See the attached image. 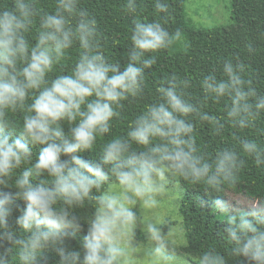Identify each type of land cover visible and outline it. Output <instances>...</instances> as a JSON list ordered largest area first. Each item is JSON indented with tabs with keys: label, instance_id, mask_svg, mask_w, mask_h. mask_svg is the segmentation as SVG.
Segmentation results:
<instances>
[{
	"label": "clouds",
	"instance_id": "9594fccd",
	"mask_svg": "<svg viewBox=\"0 0 264 264\" xmlns=\"http://www.w3.org/2000/svg\"><path fill=\"white\" fill-rule=\"evenodd\" d=\"M152 5L163 14L152 21L141 18L138 0L121 5L134 23L123 70L105 55L97 18L81 0H55L47 12L38 0L0 6V264H122L129 254L123 240L139 221L135 209L158 206L169 174L219 192L236 183L247 158L264 169V127H258L264 93L248 78L246 62L234 56L202 74L199 102L191 97L190 78H162L126 136L104 142L98 159H85L98 137L110 133L124 102L143 96L145 71L172 43L164 19L169 0ZM72 49L71 70L50 78ZM208 102L222 103L223 114L205 111ZM21 111L17 126L9 113ZM62 122L70 125L67 132ZM197 123L216 136L232 129L235 145L206 159L198 154ZM245 132L254 138L240 139L237 133ZM35 145L41 147L33 158ZM104 185L108 189L94 196ZM88 199L97 208L80 236L83 225L71 209ZM201 205L224 218L219 235L227 254L209 247L198 264H264V198L241 208L217 195ZM143 230L151 264H176L160 222L145 220Z\"/></svg>",
	"mask_w": 264,
	"mask_h": 264
},
{
	"label": "trees",
	"instance_id": "16d2710c",
	"mask_svg": "<svg viewBox=\"0 0 264 264\" xmlns=\"http://www.w3.org/2000/svg\"><path fill=\"white\" fill-rule=\"evenodd\" d=\"M186 0H169V15L165 16V27L172 34V43L167 50L157 56V64L151 70L145 71L146 83L143 96L139 99H130L124 102V109L120 110L119 117L112 121L110 133L104 137H98L93 150L83 153L85 159H98L99 149L104 142L116 137L126 136L129 125L135 116L143 110L147 103L155 98V89L159 81L165 76L175 73L181 78H190L193 87L190 89L191 97L199 102L202 95L198 88V81L202 74L207 73L213 67H218L220 58L240 57L248 65L247 76L252 79L254 85L264 93V0H231L233 24L227 27L196 29L187 18L185 11ZM124 0H81V7L86 8L97 18L101 43L105 55L110 61L119 63L121 70L127 63L126 55L129 51L130 34L134 27L133 18L121 11ZM10 0H0V6L9 4ZM55 0H38V7L43 11H51ZM141 18L152 21L159 15L155 12L152 0H138ZM179 35H176V33ZM35 28L29 34V39L35 43ZM252 44L254 51L249 54L247 45ZM77 56L75 49L70 50L65 58L54 66L49 74L54 78L58 74H67L73 66ZM219 75V72L217 73ZM30 102V101H29ZM205 111L223 114V104L208 102ZM24 113H9V120L17 126L22 124ZM65 132L70 125L62 122ZM264 127V121L258 125ZM196 138L198 154L206 159L214 157L215 152L221 147H232L236 141L233 130L225 127L219 136L213 135L208 127L196 124ZM240 139L254 138L251 133H237ZM264 140V137H261ZM39 145L32 146L33 158L39 151ZM248 165L241 171L234 185H225L222 191L209 192L203 185H192L178 177L182 188L180 214L182 216V228L184 231L186 254L198 259L199 255L209 247L215 246L222 254L226 253L227 245L221 239L224 222H219L211 209L202 207L201 202H210L213 197L219 195L225 198L226 191L242 193L256 200L264 198V169L254 166L251 158ZM23 169V166L21 170ZM104 185L100 192L93 191V195H100L108 189ZM97 202L94 199L86 200L82 205L71 209L73 215L79 218L83 225V236L88 221L94 215ZM135 235L140 240L144 237L140 232ZM73 247L78 246V241L71 242ZM55 260L54 253L49 254ZM198 263V262H197Z\"/></svg>",
	"mask_w": 264,
	"mask_h": 264
},
{
	"label": "rangeland",
	"instance_id": "374dc122",
	"mask_svg": "<svg viewBox=\"0 0 264 264\" xmlns=\"http://www.w3.org/2000/svg\"><path fill=\"white\" fill-rule=\"evenodd\" d=\"M185 11L187 18L196 29L220 28L233 24L231 0H186ZM181 197L182 188L178 177L169 174L164 190L158 195V206L154 209H143L138 206L135 209L139 221L131 239L123 240L129 254L122 260V264H151V259L146 254L149 241L143 230L145 220L160 222L168 250L176 256V264H198V259L186 254L183 247L185 238L180 214ZM225 198L241 208L255 201L234 191H226ZM215 215L219 222H224L221 215ZM170 228L176 230L170 232ZM136 232H140L144 239L140 240L135 235Z\"/></svg>",
	"mask_w": 264,
	"mask_h": 264
}]
</instances>
